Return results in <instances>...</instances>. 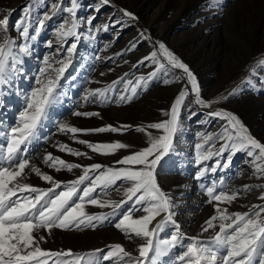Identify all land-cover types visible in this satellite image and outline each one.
<instances>
[{
  "label": "snow or ice",
  "instance_id": "snow-or-ice-1",
  "mask_svg": "<svg viewBox=\"0 0 264 264\" xmlns=\"http://www.w3.org/2000/svg\"><path fill=\"white\" fill-rule=\"evenodd\" d=\"M209 2L215 5L217 0ZM100 3L108 5L110 0H100ZM80 7L79 0H68L67 5L57 0V3L51 5V15L45 13L43 19L33 24L28 15L29 6L26 5V15L13 25V30L22 42H18L9 31L11 12L0 16V97L5 95V88L14 87L19 77L24 75L25 58L32 56V44L44 29L45 20L66 12L67 18L55 31L57 44L64 45L69 38L74 41L66 48V58L56 61L61 65L59 68H55L50 62L51 57H43L44 66L38 70L40 75L35 81L38 86L24 94L23 108L13 122L5 125L0 119V264H164L162 258L169 256L172 249L177 247L181 251L171 257L167 264H264V204H254L248 212H230L227 207H221V204L230 205L240 193L224 190V176L221 175L209 186L201 183L200 188L206 193L207 203L214 208V214L205 221L202 232L216 228L218 231L210 239L189 237L181 231V226L175 219V198L158 183L157 169L161 167L160 162L175 150L177 133L182 131V111H189L190 118L197 114L189 109L190 104L211 108L220 99H227L221 97L207 101L202 98L196 75L163 42L157 41L154 45L156 50L138 62L144 65L145 61H150L156 66V70L147 77L140 76L133 82L125 79L128 75L125 73L124 77L114 81L108 88L91 90L85 96L86 100L89 96L96 98L100 104H124L130 103L138 95V89L146 91L147 85L154 79H161L164 84L181 82V88L170 109L163 110L166 119L147 125V128L157 130L159 135L149 133L147 146L117 159L116 166H104L101 163L83 166L66 162L51 153L45 155L43 163L57 172L82 169L79 177L67 182L58 181L52 175L42 172L39 167L30 165L41 139H47L41 136V130L48 120L49 110L61 103L62 96H66L59 81L70 66L72 55L78 47V29L82 23L91 25L95 19H79L77 10ZM120 11L125 17L136 19L133 13L125 9ZM100 27L104 31L109 29L108 24ZM96 30L99 31L100 28ZM140 37L143 40L151 39L143 33ZM46 44L52 47L51 40ZM129 47L135 48L136 44L130 43ZM56 51L60 49L57 48ZM174 70H181V75H176L171 80L162 78ZM158 73H162V76L158 77ZM261 74H264V58L249 67V75L243 83L252 85L253 80ZM122 82L123 87L117 92L116 86ZM238 90L239 87L233 89L229 95L235 96ZM109 92L116 94L115 100L107 95ZM190 96L194 99H188ZM2 106L3 101L0 99V107ZM73 115L90 117L99 116V113L74 111ZM207 115L224 120V130L215 136L201 134L202 143L195 145L197 165L213 157L218 159L211 167H198L194 178L200 180L206 173H217L218 169L224 173L232 166L233 157L242 153L245 162L252 167L253 175L264 179V142L256 139L230 111L214 110ZM56 127L61 133L72 134L74 139L78 133H122L131 128L128 125H107L82 130L67 123H57ZM134 130L145 132L144 127H136ZM210 141L211 145L206 148ZM218 141L222 143L216 148ZM78 143L86 144L92 152L103 155H114L117 151L130 147L120 141L92 143L81 139ZM58 150L73 156H87V153L66 144H59ZM225 152L228 153L227 156L224 155ZM26 169L50 187L42 188L25 182L28 179ZM252 188L261 189L264 184L244 185V191ZM110 190L121 193L122 199H102L101 197L109 195ZM258 199L264 201V192H261ZM88 206L108 208L111 211L90 214ZM136 212L143 214L134 216ZM158 217L161 218L157 220ZM105 223L121 231L126 237L135 236L143 240L137 249L138 255L128 252L120 243L87 252H73L71 249L53 251L40 246L47 242L53 229L95 230ZM168 229L171 231L161 238V233Z\"/></svg>",
  "mask_w": 264,
  "mask_h": 264
},
{
  "label": "rangeland",
  "instance_id": "rangeland-1",
  "mask_svg": "<svg viewBox=\"0 0 264 264\" xmlns=\"http://www.w3.org/2000/svg\"><path fill=\"white\" fill-rule=\"evenodd\" d=\"M60 2L68 4V0ZM79 2L81 7L77 10V17L85 21L90 17L95 19L91 25L82 23L78 29V47L72 55L70 66L59 81L66 96H62L61 103L49 110L48 120L41 130V136L47 139H41L30 165L39 167L42 172L52 175L58 181L67 182L79 177L82 169L57 172L43 163L45 155L51 153L66 162L83 166L93 163L116 166L117 159L147 146L149 133L153 136L159 135L157 130L149 129L147 125L166 119L163 110L170 109L181 88V82L164 84L161 79H154L147 85L146 91L138 89V95L130 103L100 104L94 97L85 99L91 90L106 89L114 81L124 77L125 73L128 74L126 80L135 82L138 77H147L150 72L155 71L156 66L150 61H145L144 65L138 62L156 50L154 45L159 41L173 51L196 75L202 98L212 101L227 97L220 99L219 103H214L211 108L190 104L189 109L197 113L190 118L189 111H182V131L177 133L175 150L161 160V167L157 169L160 187L175 198V219L180 224L181 231L189 237L200 236L201 239H210L218 231L216 228L202 232V226L214 214V208L212 204L207 203L208 198L200 184L209 186L221 175L224 176L222 187L226 192L240 193L237 200L230 205L221 204V207H227L230 212L243 213L248 212L254 204H264V201L258 199L264 188L244 191V185L264 184V179L253 175V169L245 162L242 153L233 157L232 166L224 173L218 169L217 173H206L200 180L194 178L198 167H211L218 159L213 157L197 165L195 145L202 143L201 134L215 136L223 132L225 125L224 120L208 116L207 113L214 110L232 112L256 139L264 142V83H261L264 81V74L254 79L252 85L243 83L249 75V67L264 58V0H217L215 5H211L209 0H110L108 5L101 4L100 0ZM55 3L57 0H0V16L11 12L9 31L18 42H22L13 30V25L26 15L25 6H29L28 15L35 24L37 20L43 19L45 13L51 15V5ZM97 8L99 11H96ZM120 9L133 13L136 19L125 17ZM67 16L66 12L58 13L44 21V29L32 44V56L25 58L24 75L19 77L14 87L4 89L5 95L0 97L3 101L0 119L5 125L11 124L22 110L24 94L38 86L35 81L40 75L38 70L44 66L43 57H51L50 62L55 68L61 66L56 61L66 58V48L74 42L73 38H69L64 45H59L55 31ZM116 21L121 23H115ZM105 24L109 25L108 31L100 27ZM97 28L100 30L97 31ZM169 28L170 32L167 34ZM141 33L151 39H141ZM49 40L52 47L46 44ZM130 43H135L136 47L130 48ZM57 48L60 51H56ZM157 75L161 77L162 73ZM176 75H181V70L169 72L162 78L171 80ZM122 87L123 82L116 86L117 92ZM237 87L238 93L230 96L229 93ZM107 95L113 100L116 98L114 93L109 92ZM188 99L194 97L190 96ZM74 111L99 113V116H75ZM57 123H67L82 130L107 125H128L131 128L122 133H78L74 139L72 134L59 132ZM136 127H144L145 132L135 131ZM81 139L92 143L120 141L130 147L127 150H119L114 155H103L92 152L86 144L78 143ZM211 143L210 141L206 148ZM221 143L222 141L216 142V148H219ZM59 144L85 152L87 156H73L61 152L58 150ZM224 155L227 156L228 153L225 152ZM26 173L28 179L25 182L37 187H50L28 169ZM101 198L120 200L122 195L110 190L107 197ZM87 211L93 214L110 212L111 209L88 206ZM142 214L136 212L134 216ZM168 231L171 229L161 233V238H164ZM143 242L135 236L126 237L121 231L105 223L103 227H97L95 230L53 229L47 237V242L41 243L40 246L53 251L71 249L73 252H87L120 243L128 252L138 255L137 249ZM180 251L179 247L172 249L169 256L162 258L164 264Z\"/></svg>",
  "mask_w": 264,
  "mask_h": 264
},
{
  "label": "bare ground",
  "instance_id": "bare-ground-1",
  "mask_svg": "<svg viewBox=\"0 0 264 264\" xmlns=\"http://www.w3.org/2000/svg\"><path fill=\"white\" fill-rule=\"evenodd\" d=\"M169 32H170V28H169V29H167L166 33L168 34Z\"/></svg>",
  "mask_w": 264,
  "mask_h": 264
}]
</instances>
